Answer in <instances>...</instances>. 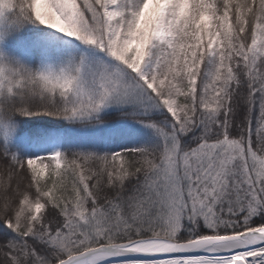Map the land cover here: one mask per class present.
<instances>
[{"label": "snow or ice", "instance_id": "1", "mask_svg": "<svg viewBox=\"0 0 264 264\" xmlns=\"http://www.w3.org/2000/svg\"><path fill=\"white\" fill-rule=\"evenodd\" d=\"M0 264H264V0H0Z\"/></svg>", "mask_w": 264, "mask_h": 264}]
</instances>
